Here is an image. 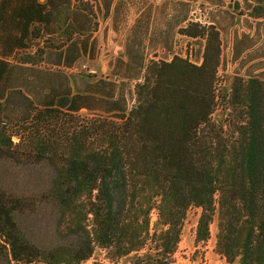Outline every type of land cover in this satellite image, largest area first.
<instances>
[{"label": "trees", "instance_id": "trees-1", "mask_svg": "<svg viewBox=\"0 0 264 264\" xmlns=\"http://www.w3.org/2000/svg\"><path fill=\"white\" fill-rule=\"evenodd\" d=\"M208 28L199 66L182 59L146 65L126 115L114 91L79 90L45 107L19 90L0 99V109L14 94L25 100L22 116L0 121V158L37 162L45 147L56 169L53 197L90 217L83 245L46 253L48 264L88 259L94 243L112 262L132 254L129 264H173L191 207L200 209L196 243L207 241L216 216L218 254L229 263L264 264V81L236 77L217 95L219 41ZM195 30L187 35L198 36ZM219 97L221 122L212 117ZM90 98L114 105L100 110L105 116L77 113L93 108ZM12 211L0 201V240L13 259L31 263L36 254L14 235Z\"/></svg>", "mask_w": 264, "mask_h": 264}, {"label": "rangeland", "instance_id": "rangeland-1", "mask_svg": "<svg viewBox=\"0 0 264 264\" xmlns=\"http://www.w3.org/2000/svg\"><path fill=\"white\" fill-rule=\"evenodd\" d=\"M72 4L87 11L80 13L82 25L87 23L88 27L91 21L92 29L99 30L96 59L87 63L89 67H82L91 71L80 68L81 71L75 73V88L80 91L93 89L103 95L116 92L117 103L125 115L136 103L135 84L142 82L150 61L170 63L182 59L193 65L202 63L207 40L210 41L208 27L214 28L219 41L220 56L214 82L217 95L227 94L236 77H257L264 81V1L74 0ZM194 28L199 35H187ZM236 34L241 38L236 40ZM245 49L249 50L240 60ZM171 77L175 82L179 79L177 72ZM88 103L93 108L77 113L105 116L100 110L114 105L109 100L93 98ZM221 103L219 97L218 107L212 114L219 122L226 118L219 108ZM24 108L25 100L12 95L0 109V121L8 122L7 119L22 116ZM13 140L17 138L13 136ZM43 149L44 158L37 162L0 158V201L13 210V233L18 241L27 244L31 254H36L31 263L15 260L10 254L9 243L1 237L0 264H48L46 253L76 250L90 233V217L85 219L80 209L71 212L72 203L66 204L53 197L56 169L45 160V147ZM199 213L196 207L187 210L173 264H238L237 261L226 262L216 251V216L209 225L207 241L195 242ZM150 218L151 226H156L155 210ZM131 257L132 254L112 262L106 251L94 243L91 256L73 264L94 261L129 264Z\"/></svg>", "mask_w": 264, "mask_h": 264}, {"label": "crops", "instance_id": "crops-1", "mask_svg": "<svg viewBox=\"0 0 264 264\" xmlns=\"http://www.w3.org/2000/svg\"><path fill=\"white\" fill-rule=\"evenodd\" d=\"M73 1L0 0V99L19 90L45 107L79 91L73 77L96 59L99 30L91 21L82 25L80 13L87 11Z\"/></svg>", "mask_w": 264, "mask_h": 264}, {"label": "built area", "instance_id": "built-area-1", "mask_svg": "<svg viewBox=\"0 0 264 264\" xmlns=\"http://www.w3.org/2000/svg\"><path fill=\"white\" fill-rule=\"evenodd\" d=\"M84 67V66H83Z\"/></svg>", "mask_w": 264, "mask_h": 264}]
</instances>
